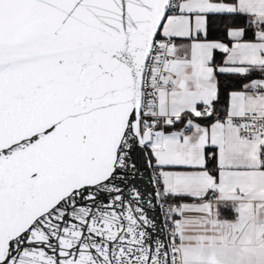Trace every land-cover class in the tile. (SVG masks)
I'll use <instances>...</instances> for the list:
<instances>
[{
  "label": "snow or ice",
  "instance_id": "6c2138e0",
  "mask_svg": "<svg viewBox=\"0 0 264 264\" xmlns=\"http://www.w3.org/2000/svg\"><path fill=\"white\" fill-rule=\"evenodd\" d=\"M0 264H264V0H0Z\"/></svg>",
  "mask_w": 264,
  "mask_h": 264
}]
</instances>
